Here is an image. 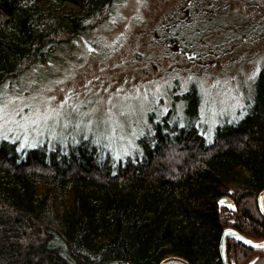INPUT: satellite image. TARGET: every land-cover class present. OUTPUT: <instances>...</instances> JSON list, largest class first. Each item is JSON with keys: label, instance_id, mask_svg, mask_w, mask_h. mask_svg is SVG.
<instances>
[{"label": "trees", "instance_id": "obj_1", "mask_svg": "<svg viewBox=\"0 0 264 264\" xmlns=\"http://www.w3.org/2000/svg\"><path fill=\"white\" fill-rule=\"evenodd\" d=\"M117 2L0 0V93ZM182 98L181 116L149 115L139 147L119 158L89 136L23 148L0 139V264H223L226 228L263 240L264 64L244 113L217 124L211 139L197 88ZM226 252L229 264H264V247L227 238Z\"/></svg>", "mask_w": 264, "mask_h": 264}, {"label": "rangeland", "instance_id": "obj_2", "mask_svg": "<svg viewBox=\"0 0 264 264\" xmlns=\"http://www.w3.org/2000/svg\"><path fill=\"white\" fill-rule=\"evenodd\" d=\"M263 64L264 0H118L99 26L5 88L0 139L21 147L25 135L34 145L89 136L119 158L139 147L149 115L181 116L192 85L211 139L217 124L244 113ZM37 108L51 115L22 126Z\"/></svg>", "mask_w": 264, "mask_h": 264}, {"label": "water", "instance_id": "obj_3", "mask_svg": "<svg viewBox=\"0 0 264 264\" xmlns=\"http://www.w3.org/2000/svg\"><path fill=\"white\" fill-rule=\"evenodd\" d=\"M264 190L259 194L258 196V204H259V208L261 210V212L264 214ZM221 200L226 201V203H224L225 205H229V203H232V200L227 197V196H223L219 199V202ZM241 237H243V239H241ZM227 238H233L236 239L240 242H242L243 244L250 246V247H256V248H262L261 246L258 245H264V239L257 241V240H252L247 238L246 236H244L243 234H241L239 231L233 229V228H226L221 236V241H220V252H221V257L223 260V264H229L228 262V258H227V252H226V240ZM247 241H251V243H248ZM167 261V259H164L160 264H164Z\"/></svg>", "mask_w": 264, "mask_h": 264}, {"label": "snow or ice", "instance_id": "obj_4", "mask_svg": "<svg viewBox=\"0 0 264 264\" xmlns=\"http://www.w3.org/2000/svg\"><path fill=\"white\" fill-rule=\"evenodd\" d=\"M255 77H256V72H253V73H252V76L250 77V79H255ZM0 94H3V95H5V96L7 95L6 93H0ZM12 99H13V100L18 99V97H13ZM3 107H4L3 105H0V113L3 112ZM15 114H16V112H15V110H13L12 115L15 116ZM241 114H243V113H241ZM49 115H51V110H46L45 113H41L40 110H39V108H37V109L31 114V117H26V118L24 119V124H23L22 126L27 125V124H29V123H30V124H33V125H35V124H37V123H40V122H42V121H44V120H47V118H48ZM5 123H7V121H5ZM9 130H11V129H9ZM2 138H3L4 140H7V139H8V137H7L6 135L3 136ZM24 139H25V143H24V144H21V148H23V147H25V146H27V147H35L34 144H32L31 142H29V140H28V138H27L26 135H25ZM17 151H20V149L18 148ZM219 203L224 204V203H226V201L221 200ZM228 206H229V207H232V208L235 207L234 205H231L230 203H229ZM241 239H243V237H241ZM247 242H248V243H251V241H247ZM258 246L264 247V245H258Z\"/></svg>", "mask_w": 264, "mask_h": 264}, {"label": "flooded vegetation", "instance_id": "obj_5", "mask_svg": "<svg viewBox=\"0 0 264 264\" xmlns=\"http://www.w3.org/2000/svg\"><path fill=\"white\" fill-rule=\"evenodd\" d=\"M190 24V22H188L187 20H186V22H184L183 24H181L180 26H186L187 28H190L191 26L189 25ZM175 24H177V22H175ZM195 24L193 23L192 24V26H194ZM195 28H197V26H194Z\"/></svg>", "mask_w": 264, "mask_h": 264}]
</instances>
